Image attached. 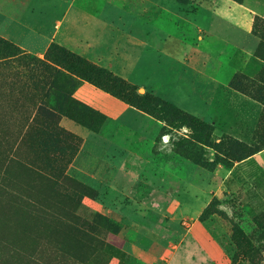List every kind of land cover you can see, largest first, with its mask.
I'll use <instances>...</instances> for the list:
<instances>
[{"label":"rangeland","instance_id":"rangeland-1","mask_svg":"<svg viewBox=\"0 0 264 264\" xmlns=\"http://www.w3.org/2000/svg\"><path fill=\"white\" fill-rule=\"evenodd\" d=\"M245 1L0 0V264H264Z\"/></svg>","mask_w":264,"mask_h":264},{"label":"crops","instance_id":"crops-1","mask_svg":"<svg viewBox=\"0 0 264 264\" xmlns=\"http://www.w3.org/2000/svg\"><path fill=\"white\" fill-rule=\"evenodd\" d=\"M249 1H251V0H246L245 1V5H243L245 7L244 9L246 11H250V12H252L254 14H257L259 16H263L264 17V0H260V2H261V7L259 6V9L260 10L251 8L248 5V2ZM243 30H244V32H243V39L241 41H238V42H233L231 40V42H233L234 44H240L241 43V45L245 46V50H244L245 53H250L254 49V47L256 46L257 41L254 38H252L251 36H247L245 34V29L244 28H243ZM213 40H215L217 42V40L215 38L209 39V43H210L211 46L214 44ZM63 41L64 42H62L61 44L66 45V46H70V44H69L70 42H68L69 41L68 39L66 41L65 40H63ZM213 47L214 48L216 47V49H218L219 47H222V46H221V43H219V45H213ZM95 177L93 179H95ZM99 183H101V180H99ZM125 190L128 193H132V194H136V193L139 192L138 187H137V183L135 182V179L127 178V181L125 182ZM156 193H157V197L158 198L162 195L161 194V191H157ZM127 210L131 214H133V216H134L135 219H140L141 221L147 222L148 224H152V226L157 223V221H156L157 214L155 212L156 210L150 211V213L147 214L145 217L144 216H138L137 213H134L133 207L132 208H128Z\"/></svg>","mask_w":264,"mask_h":264},{"label":"trees","instance_id":"trees-1","mask_svg":"<svg viewBox=\"0 0 264 264\" xmlns=\"http://www.w3.org/2000/svg\"><path fill=\"white\" fill-rule=\"evenodd\" d=\"M258 19H260V18H259V17H256V18H255V20H258ZM257 50H258V49H257ZM256 52H257V51H256Z\"/></svg>","mask_w":264,"mask_h":264}]
</instances>
